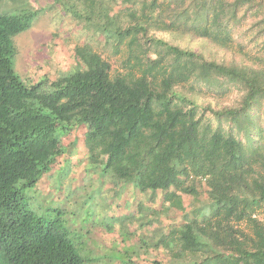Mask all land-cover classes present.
I'll return each mask as SVG.
<instances>
[{"label":"trees","instance_id":"obj_1","mask_svg":"<svg viewBox=\"0 0 264 264\" xmlns=\"http://www.w3.org/2000/svg\"><path fill=\"white\" fill-rule=\"evenodd\" d=\"M56 1L86 17L124 59L113 69L93 53L90 68L27 83L15 67L16 37L39 10L24 5L0 14V264H264V57L209 59L152 32L189 33L230 48L234 30L250 19L264 47V0H122L117 15L108 13L113 0ZM195 80L217 92L239 86L241 106L197 104L180 89ZM198 108L232 124L201 138ZM243 120L259 127L254 146L234 133ZM83 126V173L97 171L115 208L124 186L143 196L138 216L114 209L99 223L108 232L118 227L122 247H101L91 231L78 236L61 216L38 214L27 201L25 191L58 157L70 168L73 143L61 137ZM75 182L74 191L81 188Z\"/></svg>","mask_w":264,"mask_h":264},{"label":"rangeland","instance_id":"obj_2","mask_svg":"<svg viewBox=\"0 0 264 264\" xmlns=\"http://www.w3.org/2000/svg\"><path fill=\"white\" fill-rule=\"evenodd\" d=\"M28 5L39 10V17L33 26L16 37L18 54L15 59V67L27 83H34L40 79H57L63 73L73 69L90 68L93 64L92 54L99 53L107 59L113 69L122 67L124 52L115 53L106 37L91 27L86 17L75 16L68 6L56 0H0V14L12 11L19 7ZM126 6L122 0H113L108 13L117 15ZM123 21L127 16L123 15ZM255 20L248 19L243 25L233 32L232 47H221L211 40L196 37L189 33L155 29L152 32L159 38L169 41L183 48L192 49L203 53L209 59L231 62L233 59L240 61L243 53L253 57H264L262 36L256 34L258 25ZM260 25H263L260 24ZM179 89V88H178ZM183 93L202 106L211 105L216 108L223 106L240 107L243 102V89L235 84H229L220 92L207 88L203 83L195 80L180 88ZM189 108V104H184ZM199 127L201 138H207L218 127L227 129L232 124L226 119H219L213 113L202 112ZM260 112H254L253 118L258 120ZM85 127L73 128L69 133L62 135L64 145L73 143L74 154L71 157L70 168L65 165V157L60 156L53 164L52 170L45 174L37 186L25 191L30 208L48 218L61 216L65 224L78 236L90 235L101 247H111L113 243L124 242L120 240L118 227L114 232H108L99 223L103 216L110 215L114 209L117 214L134 213L138 216L139 201L142 194L134 193L132 186H124L120 198L121 205L115 208L116 197L110 192L102 191L98 184L97 171L90 168V171L83 173L88 165V154L84 147ZM234 133L248 147L254 146L259 141V127L255 123L243 120L239 127H234ZM95 175V176H94ZM75 179L77 186L81 188L72 189ZM92 181V182H91ZM91 182V186L89 183ZM100 187V188H99ZM107 187V185H106ZM99 188V189H98ZM202 189V188H201ZM202 189V197L206 199V193ZM80 191L81 193H78ZM88 191V193H86ZM86 197H85V196ZM186 204L191 198L186 197ZM104 203V205H103ZM158 200L156 206L159 207ZM151 206V203H147ZM181 211L174 214V219L180 220ZM165 224L170 221H165ZM138 223H130L131 229ZM157 224L154 226L156 227ZM153 226V227H154ZM162 256V254L160 255ZM145 258V255L142 256ZM136 259V257H134ZM139 264H151L145 260Z\"/></svg>","mask_w":264,"mask_h":264}]
</instances>
